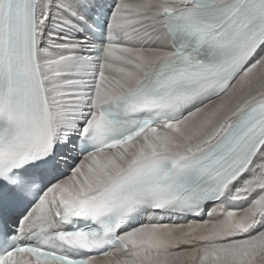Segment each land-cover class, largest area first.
<instances>
[{
    "label": "snow or ice",
    "instance_id": "snow-or-ice-1",
    "mask_svg": "<svg viewBox=\"0 0 264 264\" xmlns=\"http://www.w3.org/2000/svg\"><path fill=\"white\" fill-rule=\"evenodd\" d=\"M0 264H264V0H0Z\"/></svg>",
    "mask_w": 264,
    "mask_h": 264
},
{
    "label": "bare ground",
    "instance_id": "bare-ground-1",
    "mask_svg": "<svg viewBox=\"0 0 264 264\" xmlns=\"http://www.w3.org/2000/svg\"><path fill=\"white\" fill-rule=\"evenodd\" d=\"M174 220H175V218H172V219H165V220H163L162 222H164V223H172V222H174ZM176 222H183V221H176Z\"/></svg>",
    "mask_w": 264,
    "mask_h": 264
}]
</instances>
